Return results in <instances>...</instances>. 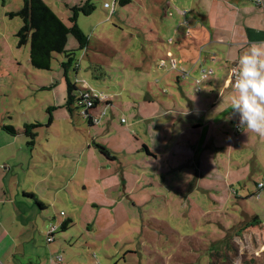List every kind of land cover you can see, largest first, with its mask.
<instances>
[{
  "label": "rangeland",
  "instance_id": "obj_1",
  "mask_svg": "<svg viewBox=\"0 0 264 264\" xmlns=\"http://www.w3.org/2000/svg\"><path fill=\"white\" fill-rule=\"evenodd\" d=\"M79 2L47 0L46 3L70 25V8ZM91 2L94 9L77 17V25L88 36L87 48L81 49L72 34L66 42V49L74 58L67 72L69 80L78 87L84 80L107 97L96 106L99 122L88 129L81 116L80 122L74 118V126L63 118L67 86L62 67L65 53H54L49 69L33 67L29 59L30 41L20 44L16 35L22 19L8 15L21 9L23 0H0V143L14 139L3 132L2 122L19 131L16 142L6 153L10 152L14 161L24 164L19 171L15 168V172L11 171L12 164L7 165L10 188L15 189L18 177L23 182L33 171L28 168V162L32 164V144L27 142L34 137L25 135L23 128L27 123L48 120L52 114L55 123L50 130L42 127L30 132L39 131L38 139H53L52 149L57 140L62 144L72 143L73 147L83 146L82 137L91 145L95 142L96 151L105 148L117 158L112 163L106 160L112 157L99 155L103 161L100 175L126 169L125 181L131 183L128 187L132 189L128 188L129 194L112 189L105 192L99 189L101 184L92 181L88 182L89 191L83 190L79 181L81 170L71 177L73 148L68 149L69 172L59 176L60 173L52 171V182L57 184L56 188L66 184L65 192L61 193L62 197L67 194L65 199H57L48 215L51 224H59L61 218L71 221L67 229L59 228L54 242L47 243L45 233L42 234L40 244L37 243L41 259L32 263L47 264L50 254L49 258L59 253L62 264H264V189L256 191V183L264 179V156L254 159L244 155L234 163V151L229 158L228 140L225 144L214 141L210 148L203 143L196 147V136L195 142L193 138L186 139V144L188 141L191 144L180 149L185 156L172 157L171 153L155 159L146 153L143 145L146 143L152 151L162 153L163 149L159 148L171 144L175 130L172 127L165 130L159 124L161 118L157 120L161 140L153 133H146L156 123L146 117L155 114L159 107L165 108L158 104V99L166 101L169 92L178 100L180 94L194 99L202 94L207 83L195 81L202 67L210 68L203 62L204 57L203 65L199 66L197 53V65L195 61L192 67L193 63L186 61L191 69L189 76L182 78L179 68L170 67L167 51L183 65L179 59L182 53L177 50L182 48L179 45L185 39L184 31L178 32L176 28L183 18L171 4L169 8L152 0ZM104 2L112 7L105 8ZM146 95H153L155 101L147 102ZM166 102L170 107L172 100ZM170 117L164 115L162 119ZM191 131L198 133L190 130L184 137L190 136ZM184 137L177 148L183 145ZM18 145H21L19 152ZM42 149L37 148L34 156L40 155ZM246 150L251 147H246L244 153ZM57 155L53 157L59 161ZM237 165L244 169L243 173L234 170ZM253 168L256 171L250 177ZM93 172L94 175L96 169ZM200 172L205 173L202 179L198 177ZM111 179L106 178L105 184ZM134 182L138 186L131 188ZM194 185L196 188L192 189ZM71 196L76 199L75 204ZM20 200L33 202L22 195ZM60 211L65 215L61 216ZM255 216L260 223L243 228ZM31 235L30 232L28 236ZM14 264L30 263L16 256Z\"/></svg>",
  "mask_w": 264,
  "mask_h": 264
},
{
  "label": "crops",
  "instance_id": "obj_2",
  "mask_svg": "<svg viewBox=\"0 0 264 264\" xmlns=\"http://www.w3.org/2000/svg\"><path fill=\"white\" fill-rule=\"evenodd\" d=\"M43 1L45 3L47 2V0ZM48 1L52 2L57 0ZM152 1L159 5H167L169 8L171 7V4L185 22H179L176 27L178 32L184 31L183 35L185 39H182V44L179 45L182 48L177 50L178 53H182V56H179V59L183 62V65L188 67L186 64V61H188V63H193V67L196 61L195 55L197 53L199 66L203 65V62H205L207 66L213 70V74L210 81L204 86L202 94L194 99H187V97L180 94L178 100L172 92L168 93L167 91H164V93H168L165 96V100H172V104L170 103L171 106L168 107L166 101L157 100L158 104L161 106L163 104L165 108L159 107L155 114L146 117L147 120H156L155 126L149 127L146 130V133H153L157 136L158 140H161L162 136L157 128L159 124H161L165 130L168 127H172L175 131L170 139L171 141L169 140L171 144L167 145V143H165L166 146L159 148L163 149L162 153L159 150L157 152L160 153L152 151L150 146L141 142V144L143 143L146 147V153L148 155H154L155 159L158 156H164L171 153L172 157L185 156V154H181L182 151H180V149H186L187 145L189 146L191 144V141H188V144H186V139L193 138L192 142H195L196 136L198 143L196 147L203 143L204 147L210 148L214 141L225 144V140H228L227 146L231 148L229 158L232 157V152L234 151V163L244 155L250 156L254 159L264 156V137H260L257 134L248 131L246 128H240L239 132L235 129L238 124V115L231 109V99L236 93L229 81L230 68L234 67L240 54L246 51L252 43L264 44V8L257 6L250 0ZM115 2L116 0H113V3ZM129 2H132V0H129ZM105 3L106 2H104V4ZM186 29H189L188 35L185 34ZM186 39L191 40V42H187ZM196 48L197 52H194ZM171 54L170 51L166 52L167 57ZM203 57L204 61L202 62L201 59ZM196 65L194 68H196ZM177 89H180L179 86ZM146 99L149 103L155 101L153 95H146ZM185 102H187V104H185ZM61 108H63V105ZM96 109L97 107L91 111L92 115H96ZM67 111L68 110L66 109L67 115L65 114V117H63L65 122H68L72 126H74L72 124L74 118H76V121L80 122L82 116L77 109L73 112ZM169 114L171 115L169 120L162 119L164 115L168 116ZM52 116L53 115L50 114L48 120L45 121L27 123L26 125H37L35 127L30 126L27 130L30 131L34 128L41 129L42 127L50 130L55 123ZM158 118L161 119H159V124L157 125ZM81 119L86 123V128L88 129L97 125H90L83 117ZM2 125L3 132H7L14 139L0 143V264H14L16 256L28 260L30 264H34L32 261L35 259L39 261L41 256L38 251L37 243H39L43 233H45L46 241L51 228H55V230L53 240L50 242L55 241V233L59 231L61 223L66 219L61 218L59 224H51V218L48 215V212L50 208L55 205L57 199H65L67 193L63 194L62 197L61 192L62 190H65L66 184L63 185V187L56 188L57 184L52 182V171L60 173L59 176L66 175L69 172L67 160L68 156L71 155L68 149L73 148V166L70 169L73 173L71 174V177L76 176L79 170H81L82 176L79 178V181L82 183L83 190L88 192V182L94 181L96 184H101L99 189L105 192L107 189H112L122 190L123 192L128 193V186L131 183L129 182L128 184L125 181L123 171L126 169H123L122 171L119 170L120 172H116L117 175L114 174V172L105 176L100 175L99 170H102L103 168V161L99 155H103L96 151L95 142H92L91 145L87 138L82 137L83 146L73 147L72 143L66 142L65 144H62L61 141L57 140L55 148L52 149L50 144L53 142V139H38V137H40L39 131L32 132L35 134L32 143L31 141L27 142V144H32V164L28 162V168L33 171H31V174L23 182L20 181V178L18 177V180L15 183V189H11L7 183V177L9 175L7 171H10V166L7 165L9 163L12 164L11 171L15 172V168L19 171L20 168H23L24 164L22 161H14L11 158V153H6V149L10 148L11 145L16 142L15 138L20 135V132L13 126L15 133L10 132L5 129V126L10 125L3 124V122ZM190 130H194L198 133L194 134V132L191 131L192 133L190 136L184 137V135ZM24 134L28 135L27 133ZM133 134L135 136L136 132ZM183 137L185 138L182 143L183 145L180 144L179 148H177L176 146ZM221 146L225 147L224 145ZM42 147L43 149L40 151V155L35 157L34 151H36L37 148L41 149ZM246 147H251V150H246L244 153ZM206 148H204V151ZM17 149L19 152L21 145H18ZM175 149L180 152L176 153ZM55 153H58L57 156L59 161L55 160ZM76 155L78 156L74 158ZM110 156L112 157L111 159L106 158L108 162H117V158L115 155L113 156V153L110 152ZM230 162H232V159ZM120 164L121 162H119V165ZM238 165L240 166V164ZM238 165L234 170L243 173L244 169H242V167L240 168ZM120 166L123 168V165ZM108 168H110V166ZM94 169H96V172L93 175ZM227 169L230 170L229 167ZM255 171L256 169L253 168L250 172V177ZM204 175L205 173L200 172L198 177L202 179V176ZM229 175L230 171L228 172V176ZM109 177L112 179L105 184V179ZM224 177H226V175ZM239 179L243 178L240 177ZM105 185H108L109 188H106L107 186L104 187ZM137 186V183L134 182L131 188ZM208 186L212 189L210 184H208ZM195 188L196 185L192 187V189ZM131 190L132 189H130V191ZM21 195L23 197H28L29 200H32L33 202L30 203L24 201L25 203H23V201L20 200ZM36 201L39 204H37ZM71 201L74 204L76 203L74 196H71ZM18 203H22L25 206L18 207L16 206ZM91 203L98 205L97 202ZM30 232L32 235L28 236ZM49 256L46 258L47 264L63 263V257L61 262L55 263L51 262L50 259L52 257L49 258Z\"/></svg>",
  "mask_w": 264,
  "mask_h": 264
},
{
  "label": "trees",
  "instance_id": "obj_3",
  "mask_svg": "<svg viewBox=\"0 0 264 264\" xmlns=\"http://www.w3.org/2000/svg\"><path fill=\"white\" fill-rule=\"evenodd\" d=\"M122 1L129 2V0H121V2ZM70 9H71V15L68 17L70 25H66L57 16V14L54 13V11L51 8H49L47 4H45L43 0H23L22 8L19 9L18 11L10 12L8 13V15L9 17L19 16L22 19V26L20 27L16 35L19 38L20 44L25 43L27 40L30 41L29 59L33 67L40 69H49L53 54L65 53L66 60L62 62V67L64 68V77L66 79V85H67L64 107L69 112H73L74 109L78 108L79 99L77 98V95L78 92L81 90V88L78 87L75 83L71 82L67 77V72L74 60L73 53L68 52L66 49L67 36L69 34H72L78 41L79 47L81 49L87 48L88 36L85 35L77 25V17L80 13L85 15L89 14L94 9V5L91 2V0H84L83 2L80 1L79 3L75 4ZM186 32L187 29L185 30V34ZM210 79L211 77L206 81L208 82L210 81ZM103 102H104L103 100L101 101L98 99L93 100L92 110ZM90 114L92 115V112ZM81 116L84 119H86L90 125L93 124L91 123L89 116L87 117H84L83 115ZM30 126L35 127L37 125H26L23 130L28 135L34 137L35 134L27 130V128ZM5 129L15 133V129L12 126H5ZM99 152L105 155L106 157L110 156L109 151L106 150L105 148L99 147ZM262 189L257 190L256 188V191L259 192ZM37 204L39 203L37 202ZM69 221L71 220H64L61 223L60 227L62 230L68 228ZM259 223L260 222L258 220V216H255L253 220L246 223L243 228H247L249 226H255L258 225ZM237 232L239 233V231ZM52 235H54V233Z\"/></svg>",
  "mask_w": 264,
  "mask_h": 264
},
{
  "label": "clouds",
  "instance_id": "obj_4",
  "mask_svg": "<svg viewBox=\"0 0 264 264\" xmlns=\"http://www.w3.org/2000/svg\"><path fill=\"white\" fill-rule=\"evenodd\" d=\"M103 6L112 7L107 2ZM229 80L236 93L231 99L236 126L264 137V44L252 43L240 54Z\"/></svg>",
  "mask_w": 264,
  "mask_h": 264
},
{
  "label": "built area",
  "instance_id": "obj_5",
  "mask_svg": "<svg viewBox=\"0 0 264 264\" xmlns=\"http://www.w3.org/2000/svg\"><path fill=\"white\" fill-rule=\"evenodd\" d=\"M253 3H255L257 6H260L262 8H264V1L263 0H250ZM189 29H187L186 34H188ZM170 57V67L177 69L179 68L180 72H181V76L182 78L189 76V74H191V69L185 67L184 65H179V61L176 59L171 58V55H169ZM164 65V64H162ZM233 67L230 68V75L232 73ZM213 73V70L211 68H201L200 69V74L199 76L196 78V83L201 82L202 80H208L211 75ZM230 81V80H229ZM83 84L82 86H80L81 90L78 92L77 98L79 99L78 101V112L83 115L84 117L89 116L91 123L93 124H97L99 122V117L98 115H91V111H92V107H93V100L98 99V100H106V95H104V93L102 92H97L95 90H93L90 86H88V84L83 80L82 81ZM234 81H230V84L233 85ZM121 121H124V119L122 118ZM236 131L239 132L240 128H238L237 126L235 127ZM256 188L258 189H262L264 188V179L260 180L256 183ZM257 197L258 194H257ZM60 215H64L63 211L60 212ZM55 228H51V230L49 231V234L46 238L47 242H50L53 240V233H54ZM51 262H55V263H59L62 261V256L60 254H57L55 256H52V258L50 259Z\"/></svg>",
  "mask_w": 264,
  "mask_h": 264
}]
</instances>
